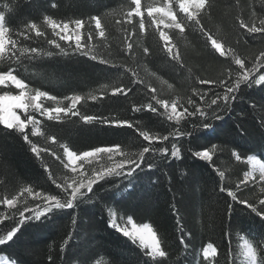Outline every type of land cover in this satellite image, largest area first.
<instances>
[{
  "label": "trees",
  "instance_id": "1",
  "mask_svg": "<svg viewBox=\"0 0 264 264\" xmlns=\"http://www.w3.org/2000/svg\"><path fill=\"white\" fill-rule=\"evenodd\" d=\"M52 3L57 7L52 8ZM165 3L167 0H141L142 13L138 15L133 0H20L8 14L7 22L13 29L10 35L18 42L17 49L26 46L54 55L28 53L20 63L15 57H5L0 71L13 68L14 74L31 87L62 100L77 94L84 98L72 109L79 115L61 113L60 121L48 120L33 109L26 114L20 112L25 121L29 115L40 121L37 135H32L30 124L23 133L0 124V239L12 227L19 229L13 239L0 244V256L16 264H208L203 248L211 242L220 252L216 264H240L243 233L264 237V219L240 203L247 201L258 211L264 209L259 204L264 199V181L256 175V179L242 183L244 172L250 170L245 162L247 155L255 153L264 159V83H253L264 75V67H255L264 52V32L250 33L240 26L243 19L248 26L254 20L260 27L264 0H205L191 19L172 0L183 32L174 26L161 29L153 22L155 17L148 15L149 7ZM43 14L68 22L71 37L77 29L72 21L81 20L80 50L74 36L62 40L43 25ZM93 16L100 17L104 37L98 35ZM30 22H35L44 35L29 31ZM56 31L60 32L59 28ZM160 32L167 34V47L174 46L177 58L167 51ZM209 36L221 44L224 55L213 47ZM53 40L67 55L49 43ZM129 43L131 50L127 48ZM16 54L19 56L18 50ZM236 58L244 62L243 68L235 63ZM249 70L250 79L229 93L235 99H217ZM116 87L127 94L113 95ZM6 92L19 93L12 86L0 85V95ZM212 99L217 103L209 106ZM157 100L168 101V110ZM173 100L177 101V113H184L179 123L168 119ZM41 103L55 107L51 100ZM148 104L156 111L149 110ZM134 106L141 110L134 111ZM197 108L206 115L201 116ZM89 115L104 118L109 124L129 121L132 127L107 126L100 121L85 124L81 117ZM205 124L211 127L204 128ZM142 131L161 138L167 135L168 139L150 143L139 134ZM24 135L31 143L23 139ZM51 136L56 137L55 142L49 139ZM173 144L180 148V158L172 157ZM33 145L36 153L32 152ZM61 145L77 155L94 147L119 145L140 166L125 164L118 169L120 175L106 176L93 185L92 193L78 195L72 208L53 207L35 219L38 207L42 210L54 203L45 197L56 196L64 202L71 192V188L66 193L58 185L78 182L81 172L87 173L83 177L87 179L93 168L99 170L101 164L109 167L125 158L115 155L109 161L105 156L99 162L83 163L73 172L71 167H64L68 160ZM144 147L150 151L141 161L139 152ZM163 148L168 149L167 154L159 151ZM202 151H208L211 159L194 155ZM227 190L235 192L237 199L233 200ZM6 199L15 204L3 203ZM21 213L25 223L18 225ZM129 217L137 225H152L167 257L153 259L139 241L133 243L131 237L109 227L113 218L121 227Z\"/></svg>",
  "mask_w": 264,
  "mask_h": 264
},
{
  "label": "clouds",
  "instance_id": "2",
  "mask_svg": "<svg viewBox=\"0 0 264 264\" xmlns=\"http://www.w3.org/2000/svg\"><path fill=\"white\" fill-rule=\"evenodd\" d=\"M25 2H28V0H25ZM171 2L172 0H167L168 8L167 10L163 7H149L148 9V15L153 16V14H162L163 16L168 17V19L171 21L170 24H166L165 27H175L179 29L181 32L184 31L183 26L181 23L177 20L176 15L171 11ZM176 2L179 4L180 10L188 15V17L191 19L194 16V13L191 11L193 8L200 9L204 6L205 0H176ZM20 0H3L2 3H0V62L5 60V57H8V59H11L12 57L16 58V62L20 63L21 57H24L26 54L31 53L34 56H47L52 57L54 53L52 51H43L41 49L37 48H31L28 47H20L17 49V41L12 38L10 33H12L13 29L9 26L7 22L8 14L14 11V6L19 4ZM133 3L135 4V13L140 14L141 13V0H133ZM52 8H56L57 4L52 3ZM255 16V14H253ZM92 19L96 21L97 27L100 26L101 20L98 16H93ZM81 20L77 19L72 21L76 26H79L81 24ZM157 24L164 23V20L161 19L160 21H153ZM43 25H46L50 27L53 30V33L57 36H60V39L62 40H70L72 37L68 35H60V32H65L69 28V23L65 21H57L54 20L50 15L43 14L42 19ZM259 23L261 25H264V19H260ZM240 26L246 27L247 24L243 19H240ZM29 28L35 30L37 36H42L44 33L40 31L38 25L35 22H30ZM60 29V32H57L56 29ZM140 28H144V21L141 19L140 21ZM249 32H264V28H258L256 26L255 21L253 20L251 22V27L248 28ZM160 37L165 40V46L167 48V51L171 53L172 49L167 47V41L168 37L165 32H160ZM50 44H54L56 48L60 49V52L64 55H67V52L64 48H61L56 41H49ZM212 45L214 48H216L218 51H220L221 55H224V52L221 50V44L217 42V40L212 41ZM81 45L79 43L76 44V48H80ZM174 47V46H173ZM17 50L19 52V56H17ZM147 49H145L146 51ZM9 53L11 55H9ZM87 55V54H84ZM262 56H264V52L261 53ZM95 60V58H92ZM235 63L240 65L241 68L244 67V62L236 58ZM15 69L9 68L8 71H0V85H6L7 83L11 82L12 85H14L17 89H20V92L18 95H11L10 93H4L3 95H0V124H3L7 129H14L17 132L23 133L26 129V127L30 124L33 126L32 135H37L39 133L38 125L40 124V121L36 120L33 116L29 115L27 116L26 121L22 120L19 115H16L12 109H22L25 112L29 108H32L34 111L39 112L41 116L47 117L48 120H55L60 121L61 120V113L67 115L69 112H72V108L76 106L77 102L83 99L84 97L81 95H72V96H66L62 99L58 98L57 96L51 95L49 92L42 91L40 88H33L29 84L25 82L24 79H21L18 75L14 74ZM135 75V73H133ZM250 79V74L248 71H246L242 76H240L237 79V88H239L241 82H247ZM256 85H261L264 83V75H260L255 81H253ZM171 87V85H169ZM251 87V85H249ZM114 91H118L119 89L113 88ZM130 91V89H129ZM152 91H156L155 89H152ZM127 93H125L126 95ZM96 97H92V99H95ZM42 99L51 100L54 104V108H47L44 107L41 103ZM153 99H156V97H153ZM235 99V97H233ZM8 101L10 104V109L5 107V101ZM64 100H70L71 105L68 108H65L62 106ZM157 103H159L162 107L165 108V110H168L169 102L166 100H157ZM148 109H151V111H156V109L152 108L151 104H148L146 106ZM264 107V106H262ZM139 108L136 109V112H139ZM187 111V110H185ZM73 116L79 115V112H72ZM183 113H177V101L173 100L171 102V114L168 116L169 120L175 119L177 123H179L180 118L183 116ZM81 120L84 121L85 124H91L94 121H102L101 117L97 116H82ZM124 121H115L112 122L111 125L107 120H103L101 122L102 125L107 126H113L117 127L118 124H123ZM264 126V125H262ZM128 127H132L131 124L128 125ZM204 128H210V125L205 124L203 126ZM144 140H148L150 143L153 140L156 139H163L167 140L168 136L165 135L162 138L158 136V134H152L150 135L146 131H142L139 133ZM184 133H179V135H183ZM170 135H177V133H170ZM23 139L25 141H28V136L24 135ZM53 142H55L56 137L51 136L49 137ZM31 143L30 141H28ZM65 149V155L68 159V163L64 164L65 168H69L70 165L74 164V161L77 160H84L87 163H92L93 161L99 162L101 159H103L105 156L109 161H112L115 155H121L125 158L120 161L114 162L111 166L105 167L103 164L100 165L99 171L97 169H92V174L90 177H88L87 180H84L83 177L87 176L86 172L80 173V184L76 185V181L74 180L72 184H67V187H64L63 185H58V187H64V191H67L69 188L72 189L71 195L69 196V199L67 202H61L60 199L56 196H49L48 199L52 203L53 206H59L64 208H72L73 202L76 200L78 194H80V189L84 187H88L89 191L92 190L91 186L97 183L100 180H104L106 176L110 175H120V172L118 169H121L124 167L125 164L134 163L135 160L131 159V157L122 152L120 150V146L116 145L115 148H109V147H98L93 148L89 151H84L77 155L76 152L70 151L67 145H61ZM150 149L148 147H144L139 152V158L141 161L143 160L144 154L148 153ZM160 152L163 154H167L168 149L163 148L159 149ZM32 152L36 153L35 146L32 147ZM38 155V153H37ZM172 157L180 158V148L176 145H172ZM195 156L210 160L211 157L209 156L208 151H202V152H196L194 153ZM233 155L236 157L237 160H241V156L237 152H233ZM248 165L250 170L244 172V179L242 183H247L250 179L254 180L256 179V175L258 174L259 180L264 181V159L261 158V156L251 153L248 154L245 161ZM82 167V166H81ZM151 167V166H150ZM71 171L76 172L77 169L75 167L71 168ZM135 171V169H133ZM219 175L221 178L224 177V173L220 172ZM55 183V181H54ZM29 192H31V189H28ZM221 191H226L224 188H221ZM228 195L232 197L233 200H236V193L227 190ZM261 191H264V189H261ZM83 195H87L86 193ZM4 203L8 204L9 206H13V200L6 199ZM240 203L247 204V207L251 209L252 212L256 213L258 216L261 217V219H264V211H258L257 207L254 206L251 203H247V201H240ZM260 205H264V199H261L259 201ZM229 211H231V205H229ZM39 213L37 214V219H39ZM129 223L132 222V217L128 218ZM109 227L117 229V231H121V234L125 237H131L133 239V243H135V240L138 238L140 242V247L142 249H147L146 255L151 256L153 259H155L156 255L158 254L160 257H167L168 253L162 248V241L157 237V234L155 230L153 229L152 225L150 223H145L139 225L137 227L136 225H133V231H128L127 229L121 230L119 226L115 223V219L109 221ZM238 231V230H237ZM16 230L13 229V231L9 232L7 236L3 239H0V244L5 243L6 240H11L15 234ZM243 243L240 245L239 250V258H240V264H264V237L260 238H254L252 236H248L247 234L243 233ZM183 243V241H181ZM187 247V245H185ZM220 254L219 249L211 242L207 243L206 246L203 248V257L206 261H208V264H216V257Z\"/></svg>",
  "mask_w": 264,
  "mask_h": 264
},
{
  "label": "snow or ice",
  "instance_id": "3",
  "mask_svg": "<svg viewBox=\"0 0 264 264\" xmlns=\"http://www.w3.org/2000/svg\"><path fill=\"white\" fill-rule=\"evenodd\" d=\"M95 22V24H96V21H94ZM82 24H83V22H81V24L79 25V26H76L77 27V29H79L80 27H82ZM96 27H97V25H96ZM251 26H246V28H247V30H248V28H250ZM98 29H99V32H98V35L100 36V37H104L105 36V32H104V30H103V28H102V26H101V23H100V26L99 27H97ZM258 28H264V25H261L260 24V27H258ZM31 30H33V29H31V28H29V31H31ZM68 30H66V32H67ZM250 33H253V32H250ZM254 33H256V32H254ZM71 37V36H70ZM208 39L209 40H211V44H212V41L213 40H215V39H212V37L211 36H209L208 37ZM218 42V41H217ZM77 43H79L80 44V39H79V33H77V35H76V44ZM166 43V42H165ZM168 43V42H167ZM219 43V42H218ZM81 45V44H80ZM81 48V47H80ZM80 48H77V50H80ZM127 48H128V50H131V48H132V45H131V43H129V44H127ZM168 48H171L172 49V51H171V53H173V58H177V54L176 53H174L173 52V47H168ZM145 49H147V48H145ZM145 49H144V51H145ZM145 52H148V49L145 51ZM84 54H87L88 55V53L87 52H82V55H84ZM91 58H97L95 55H93ZM101 62H105V61H101ZM255 67H264V56H262L261 54H260V59L256 62V65H255ZM250 71L251 70H249V73H250ZM236 82H237V80H236ZM236 82H235V84L234 85H229L228 87H227V91H226V93L222 96V97H218L217 99H221L222 98V100L224 101V102H227V101H229V99H233V97H230L229 96V93H232L233 91H235L236 89H238L237 88V84H236ZM201 83H208V81H201ZM116 89H119L118 91H114V90H112V94L113 95H117V94H125L126 93V90L125 89H122V88H119V87H116ZM127 91H129V90H127ZM155 91H153V93H154ZM153 97H155V96H153ZM217 99H212L211 101H210V104H209V106L210 105H213V104H216L217 103ZM152 106V105H151ZM5 107L6 108H8V109H10V104H9V102L6 100L5 101ZM76 108V106L75 107H73L72 109H75ZM137 108H139V110H141L140 109V107H135L134 106V111H136V109ZM152 108H153V106H152ZM149 110H151V109H149ZM185 110H187V109H185ZM196 111H198V112H200V115L201 116H205L206 115V112H204V111H201L199 108H197L196 109ZM72 112H78V111H72ZM186 112V111H185ZM184 114V113H183ZM192 114H194V113H189V115H192ZM103 120H105L104 118H102V121ZM101 121V122H102ZM125 123H123V124H118L117 125V127H120V126H128L129 124H131V122H129V121H124ZM111 125V124H110ZM132 125V124H131ZM145 141H148V140H145ZM94 148H98V147H94ZM109 148H115V147H109ZM149 148V147H148ZM35 149H36V147H35ZM38 150L36 149V152H37ZM75 162L76 161H74V164H75ZM129 165H135V167H139L140 166V164H139V162H137V161H135L134 163H130ZM97 171H99V170H97ZM131 173H132V169H130L129 170V172H128V175H131ZM84 179V178H83ZM88 179V178H87ZM87 179H84V180H87ZM53 183H54V181H53ZM80 184V180L77 182L76 181V185H79ZM64 187H67V185H63ZM64 187H63V190H64ZM91 188H92V190L91 191H89V189H88V187H84V188H82V189H86V192H81V189H80V194H78V195H80V196H84L83 194H88V193H92L93 192V185L91 186ZM66 193L68 192V190L67 191H65ZM71 192H72V189H71ZM71 192L68 194V196L66 197V199H65V203L67 202V200L69 199V196L71 195ZM49 197V196H48ZM48 197H45V199L47 200V201H49V199H48ZM77 199V198H76ZM3 203H4V201H3ZM53 207H55V208H57V209H63L64 207H59V206H53V204L52 203H48V204H46L44 207H43V209L41 210L39 207L34 211V215H35V219H37V214L39 213L40 215H39V218L44 214V213H47V212H51L52 210H53ZM261 211H264V209H262ZM21 215V219L18 221V225H23L24 223H25V218H24V213H21L20 214ZM13 229H15L16 230V232L19 230L18 229V227H16V226H14V227H12L10 230H8L7 231V234L9 233V232H11V231H13ZM16 232H15V234H16ZM7 234H6V236H7ZM15 234H14V236H15ZM13 236V237H14ZM13 239V238H12ZM6 241H8V240H6ZM5 241V242H6Z\"/></svg>",
  "mask_w": 264,
  "mask_h": 264
},
{
  "label": "rangeland",
  "instance_id": "4",
  "mask_svg": "<svg viewBox=\"0 0 264 264\" xmlns=\"http://www.w3.org/2000/svg\"><path fill=\"white\" fill-rule=\"evenodd\" d=\"M158 7H163V8H165L166 10H167V8H168V3H165V4H161L160 6H158ZM171 11L173 12V9H172V6H171ZM193 13H194V16H195V13H196V9L195 8H193L192 10H191ZM142 13V12H141ZM140 13V14H141ZM153 17H155V21H160L161 19H163L164 20V23H162V24H157L159 27H161V29H163V28H168V27H165V25L166 24H170L171 23V21L168 19V17H166V16H163L162 14H153ZM60 30V29H59ZM80 30H81V27L79 28V29H75L74 31H73V38L74 39H76V35H77V33H79V39H80ZM70 31H71V27L69 26V28H68V31L66 32V34L68 35V36H71L70 34ZM65 33V32H64ZM2 86H12V87H14L15 89H17L14 85H12L11 84V82H9V83H7L6 85H2ZM18 90V92H20V89H17ZM19 93H17V94H15V95H18ZM15 95H13V96H15ZM43 100V99H42ZM42 100H41V102H42ZM67 103H71V101L70 100H66V101H64L63 102V104L62 105H64V104H67ZM29 109H32V108H29ZM29 109L27 110V112L29 111ZM12 111H14L15 113H16V115H19L20 116V118L22 119V114H26L27 112H25L24 110H22V109H12ZM20 112H22V114H20ZM23 120V119H22ZM68 160V159H67ZM83 163H87L86 161H84V160H77L76 162H75V164H72V165H70V167L72 168V167H75L76 169H77V171H79L80 170V168H81V166H82V164ZM258 175V174H257ZM14 202V201H13ZM15 204V202L13 203V205ZM133 225H136L137 227H139V225H137V224H135L133 221L131 222V223H126V224H124L123 226H121V227H119L121 230H124V229H127L128 231H133ZM137 241H139V239L137 238L136 239ZM140 243V242H139ZM156 256H159L158 254L156 255ZM6 260H8L6 257H4V256H0V264H9V263H7L6 262ZM9 262H11V264H16V263H14V262H12V261H10V260H8Z\"/></svg>",
  "mask_w": 264,
  "mask_h": 264
},
{
  "label": "bare ground",
  "instance_id": "5",
  "mask_svg": "<svg viewBox=\"0 0 264 264\" xmlns=\"http://www.w3.org/2000/svg\"><path fill=\"white\" fill-rule=\"evenodd\" d=\"M7 263L11 264V262H9L8 260H6Z\"/></svg>",
  "mask_w": 264,
  "mask_h": 264
}]
</instances>
